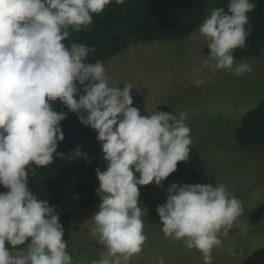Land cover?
<instances>
[{"label": "clouds", "instance_id": "obj_1", "mask_svg": "<svg viewBox=\"0 0 264 264\" xmlns=\"http://www.w3.org/2000/svg\"><path fill=\"white\" fill-rule=\"evenodd\" d=\"M111 2L0 0V185L7 189L0 192V264H73L55 206L29 187V172L36 175L31 165L46 167L54 157L65 158L57 148L67 114L56 111L53 102L58 100L96 130L107 162L103 170H95L101 203L89 230L104 251L91 264H128L142 252L147 209L139 206L138 186H161L178 162L189 158L186 113L141 115L132 106L133 86L122 83L121 89L110 83L104 64L88 61L94 47L63 43L70 30H89L93 16ZM256 6L253 0H229L227 10L210 11L192 36L203 38L206 56L214 61L205 59L204 67L237 77L252 71L248 63H237L233 53L246 45L249 13ZM204 82L194 80L196 86ZM72 155L87 160L79 148ZM156 211L166 239L198 250L203 264H212L219 233L243 213V206L223 184L172 183ZM156 264H165L164 257Z\"/></svg>", "mask_w": 264, "mask_h": 264}, {"label": "rangeland", "instance_id": "obj_2", "mask_svg": "<svg viewBox=\"0 0 264 264\" xmlns=\"http://www.w3.org/2000/svg\"><path fill=\"white\" fill-rule=\"evenodd\" d=\"M214 4L215 0H207L201 23ZM198 27L181 39L134 38L121 52L102 63L110 83L118 84L121 89L122 83L133 86L132 106L141 115L156 111L160 105L176 114L186 113V123L191 129L190 148L199 153L206 173L215 179L216 185H225L243 206V213L219 233L221 244L212 250V264H243V259L264 243V216L254 224L249 222L251 212L264 204V148L241 147L234 130L240 118L264 97V51L257 57L235 59L252 68L241 77L228 70L213 71L202 63L205 59L214 63L206 56L209 49L203 38L192 39ZM196 79L205 82L196 86ZM172 183L185 184L177 170L161 186L154 182L138 186L139 206L147 209L143 217L147 240L142 252L134 255L128 264H156L160 256L165 264H203L198 250H188L182 242L166 239L161 231L156 209L166 202L167 189ZM71 188L70 183L64 186L65 191ZM100 203L99 199L94 206L82 209L74 196L68 198L71 225L64 231L63 239L68 241L73 264H91L104 251L98 239L89 235L94 227L91 217Z\"/></svg>", "mask_w": 264, "mask_h": 264}, {"label": "trees", "instance_id": "obj_3", "mask_svg": "<svg viewBox=\"0 0 264 264\" xmlns=\"http://www.w3.org/2000/svg\"><path fill=\"white\" fill-rule=\"evenodd\" d=\"M253 2L257 6L249 13L250 23L246 26L250 34L245 47L234 50L235 59L257 57L264 51V0ZM206 3L207 0H124L122 4H117L112 0L102 13L93 16L89 30L78 33L70 30L68 41L63 43L68 46L69 42H78L94 47L95 52L89 54L88 61L104 62L121 52L134 38L142 41L173 40L190 35L201 23ZM228 3L229 0H215L214 8L224 7L227 10ZM53 107L67 114L66 119L61 121L64 139L58 142L57 148V152L63 153L65 158L54 157V162L46 167L31 165L36 175L29 172V187L39 199H46L50 206H55L65 231L71 225L68 198L74 196L82 209L94 206L100 199L96 194L99 181L95 170H103L107 162L103 159L101 143L96 139V130L83 125L77 115L58 100L53 102ZM156 111L173 112L164 105L158 106ZM234 135L243 148L253 145L264 148V97L240 118ZM77 148L87 154V160L72 155ZM177 172L185 184L216 185L215 179L206 173L199 153L193 148H190L187 162H178ZM70 179L72 181L68 182ZM68 183L72 188L65 191L64 186ZM6 191L0 185V192ZM263 216L264 204L251 212L249 222L254 224ZM243 264H264V243L251 251L243 259Z\"/></svg>", "mask_w": 264, "mask_h": 264}]
</instances>
